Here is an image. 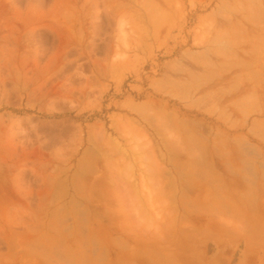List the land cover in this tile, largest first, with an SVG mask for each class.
<instances>
[{
  "label": "rangeland",
  "instance_id": "rangeland-1",
  "mask_svg": "<svg viewBox=\"0 0 264 264\" xmlns=\"http://www.w3.org/2000/svg\"><path fill=\"white\" fill-rule=\"evenodd\" d=\"M258 173L264 0H0V264L181 261Z\"/></svg>",
  "mask_w": 264,
  "mask_h": 264
},
{
  "label": "crops",
  "instance_id": "crops-1",
  "mask_svg": "<svg viewBox=\"0 0 264 264\" xmlns=\"http://www.w3.org/2000/svg\"><path fill=\"white\" fill-rule=\"evenodd\" d=\"M260 181L263 189L251 191L238 221L223 224V232H213L201 244L192 234L193 241L180 252L184 258L169 264H264V173L250 182Z\"/></svg>",
  "mask_w": 264,
  "mask_h": 264
}]
</instances>
